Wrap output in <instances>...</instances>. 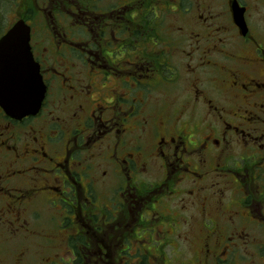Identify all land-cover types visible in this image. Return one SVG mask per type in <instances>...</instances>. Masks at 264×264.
Here are the masks:
<instances>
[{
  "label": "flooded vegetation",
  "instance_id": "obj_1",
  "mask_svg": "<svg viewBox=\"0 0 264 264\" xmlns=\"http://www.w3.org/2000/svg\"><path fill=\"white\" fill-rule=\"evenodd\" d=\"M99 1L44 0L36 14L30 2L23 14L15 9L2 18L0 13V38L18 21L30 27L29 44L46 87L33 115L17 119L0 107V224L5 226L0 239L7 235L27 243L45 234L50 243L49 230L38 226L46 221V207L55 212L46 222L57 233H68L70 255L59 257L62 264H171L164 247L187 264H264V25L251 23L252 11L264 0L255 5L224 0L219 11L192 3L182 10L191 11L193 28L186 52L187 100L172 111L159 110L161 120L148 101L176 71L168 67L166 53L141 55L143 40L155 48L156 35L147 32L139 39L138 29L127 24L134 15L157 19L153 1L140 8L139 0L109 7ZM234 1L244 8L243 29L234 20ZM61 16L69 25L59 39L47 19L53 23ZM74 26L84 28V42L69 37ZM74 46L85 55L83 66L102 74L101 87L69 71L77 67ZM81 79L85 92L75 85L83 86ZM156 162L162 178L148 182ZM98 182L103 188L112 182L114 188L104 202ZM223 185L233 209L226 216ZM194 211L198 220L191 219ZM193 225L199 229L194 244ZM145 227L152 231L146 239L139 231ZM251 245L260 260L248 253L245 262L240 248ZM50 257L42 264H61Z\"/></svg>",
  "mask_w": 264,
  "mask_h": 264
},
{
  "label": "rangeland",
  "instance_id": "obj_2",
  "mask_svg": "<svg viewBox=\"0 0 264 264\" xmlns=\"http://www.w3.org/2000/svg\"><path fill=\"white\" fill-rule=\"evenodd\" d=\"M144 1L150 2V0H139L136 6L140 8L141 2H144ZM152 1H153L152 3L153 6L151 9L154 10V12L156 13L157 19L152 20V18L150 17L151 15L147 17H142L141 19L138 18L136 15H134L133 17H129L130 21H128L127 24L130 28L138 29L137 34L138 35L141 34L139 39L146 38L149 34L156 35L154 39L156 41L155 48H152V43L150 40H146V39L143 40L146 42L147 45L145 48H143V46L139 47L142 50L141 55L143 54L144 56L148 54V56H151L152 50H156L154 54H157L158 51H160V53H166V56L170 57L169 59L170 64L168 65V67L173 69V71H176V74L171 75L173 78L170 81L166 83L162 82L159 85H157V87L151 93V98L148 101L149 108L152 109L156 114V119L161 120L162 117H161V113L159 110L167 109L169 111H172L173 109L180 108L183 105H185L186 100H187L185 97V93H186V89L189 88L188 83H187L189 80V77L187 76L188 69L185 70V65L189 61L187 59L186 52L190 50L188 46L189 45L191 46V43H192L191 37L193 36L192 34L193 28H191L190 26V21H191L190 18L192 15L191 11L190 13L188 12V14L184 15L182 10L183 9L189 10L192 3H194L197 5L199 4L198 5L199 7H203V8L207 7L211 11H219V10H222L221 3L224 0H152ZM28 2H30L29 5L31 7V10L32 12L34 10L35 14L39 11L40 6L41 7L45 6L44 4H42L44 0H0V13H1L2 18L5 16L12 15L14 13L13 10L15 9H16L17 14L19 13L23 14L24 5H26V3ZM99 2L108 7L110 5H115L117 2H118L117 4L120 3L119 0H101ZM248 2L251 3V5H255V3H257V0H248ZM65 3L66 2H64V4ZM144 3L145 5L147 4L146 2ZM263 4L264 2L261 4V6L255 7L254 12L252 11V13L254 14L251 19V23L253 26L257 23H260L261 27H263L264 25V5ZM63 5L62 7L66 10L65 5L64 6ZM48 17H49V14H48ZM137 18L138 20H136ZM39 19H42V17L39 16ZM49 19L52 20L50 17ZM52 24L55 27V31L57 34L55 35L56 38H59V34L61 32L63 31L65 32L68 30L67 26L69 25V23L64 18V16L56 18V20H54L53 23L47 19V25L52 26ZM141 24H142V28H140ZM152 28L156 29L157 31L155 30L152 31L151 30ZM70 29H71V32L69 31L68 33H72V35L74 34L73 36L70 35L69 36L70 38L75 39L77 37V39L75 40L76 43L84 42L86 37L83 31L79 30L75 26ZM147 32H149V34H147ZM262 37H264V35ZM42 45L45 46L44 43H42ZM46 45L48 44L46 43ZM71 54H72L71 56L75 57V62H76L77 67L74 71L73 69H70L69 71L72 73L76 72L79 78H81L82 74H84L85 76L87 75L88 81H94V87L95 85L98 87H101L102 74L96 73V72L94 73L93 71L89 70L87 67L83 66L82 62L85 60V55L83 51L79 47L74 46V48H72L71 50ZM98 54L101 57L102 53L99 52ZM134 55H135L134 49H132L130 50L129 55L126 56V59L133 61ZM168 74L170 75V72H168ZM121 75L124 76V73H122ZM113 79H114L113 77L110 78V80H113ZM153 80L155 81V77ZM156 80H158V78H156ZM81 82L83 86L78 84V82L76 81H75V85L78 87V89H83V91L85 92V90L88 88L85 86L86 84L83 83L82 79H81ZM95 90L96 89L93 88V93L95 92ZM160 169L161 167L159 163L157 164L156 162L155 164H151L150 171H149L151 177L147 181L148 182H159L160 179L162 178V171ZM216 181L219 182L220 185L225 184V180H219V179L212 180V182H216ZM96 186H97L98 194L100 195L99 197L100 201L103 200L104 202L105 198L107 199L108 197H111L113 190H114V188H112V182L108 183V186H106L105 188L102 187L100 182H98ZM223 189H224L225 199H224V203H222V206L224 207V209L227 210V213L225 214L226 216L230 214L233 209L230 207L231 204L228 200L231 196V192L228 190V187L225 185H223ZM209 196H212V195L209 194ZM0 204H1V201H0ZM177 207L178 205L175 201L173 208L177 209ZM115 208H116L115 205L110 206V207L107 206L106 211L110 213V211H112ZM42 209H43L42 210L43 218L46 219V221L48 220V218L51 216L52 213H55L53 212V210H48L46 207H43ZM193 213H195V216H193L191 219L195 218V220H198L199 219L198 213H196V211H194ZM127 218L131 220L133 216L130 214H127ZM46 221H40L43 227L40 225L38 226L43 231L49 230L51 234V238H52V241L50 243L45 240V237H46L45 234H39L37 237L34 238L35 242L28 241L27 243L24 242L20 237L9 240L7 239V235H6L4 236V238L0 239V245L3 244L5 240L9 241V243L4 244L6 251H4L3 254L0 255V264H42L44 263L43 257H47L50 255H51L50 258H53L52 256L54 255V260L56 261V263L60 262L62 264L59 257H63L65 260H68L70 253H68V250L65 244V240H66L68 233H65V232L57 233V229L53 228L51 226L52 224L50 225ZM221 224L223 226H227V223H225L224 220ZM196 227L197 225H193V227L189 229V233H191L193 237V244L198 241L199 229H196ZM4 229H5V226L3 224H0V234L4 233ZM128 231L130 232L132 230L129 229ZM139 231H140L141 236L143 234H146L143 236L145 237V239L149 237L148 233H150V236L152 235V231H150L149 228L147 230L146 227L143 228L142 231L141 229H139ZM182 231H186V229H182ZM220 231H222V229H220ZM220 233L222 234V232ZM254 235L256 237L260 236L257 230H254ZM151 240L157 243L156 242L157 240L153 238ZM40 241H43L47 244H52L53 248L46 246V245H42ZM164 248H165L164 252H166V255L169 258H171L169 263L187 264V261L185 260H182V259L176 260V258L172 259L173 255L171 254L170 249L168 247L167 248L164 247ZM240 253L245 256L246 258L245 262H249L248 253H256L255 256L252 257L253 258L252 260H255V259L257 261L260 260L258 256V251L255 249L253 245L247 248H240ZM20 257H22L23 259ZM166 262L161 260L160 264H164Z\"/></svg>",
  "mask_w": 264,
  "mask_h": 264
},
{
  "label": "water",
  "instance_id": "obj_3",
  "mask_svg": "<svg viewBox=\"0 0 264 264\" xmlns=\"http://www.w3.org/2000/svg\"><path fill=\"white\" fill-rule=\"evenodd\" d=\"M232 12L243 29L244 8L234 1ZM29 40L30 27L22 20L0 38V107L17 119L37 113L46 91Z\"/></svg>",
  "mask_w": 264,
  "mask_h": 264
},
{
  "label": "trees",
  "instance_id": "obj_4",
  "mask_svg": "<svg viewBox=\"0 0 264 264\" xmlns=\"http://www.w3.org/2000/svg\"><path fill=\"white\" fill-rule=\"evenodd\" d=\"M80 29H81V31L83 30V32H84V28L80 27ZM144 263L146 264L147 262H146V261H144Z\"/></svg>",
  "mask_w": 264,
  "mask_h": 264
}]
</instances>
